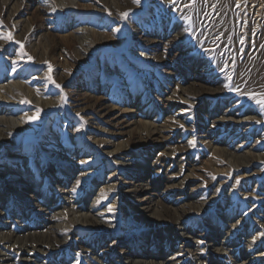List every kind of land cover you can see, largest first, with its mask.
I'll return each instance as SVG.
<instances>
[{
	"label": "rangeland",
	"instance_id": "1",
	"mask_svg": "<svg viewBox=\"0 0 264 264\" xmlns=\"http://www.w3.org/2000/svg\"><path fill=\"white\" fill-rule=\"evenodd\" d=\"M9 33L0 264H264V0H0Z\"/></svg>",
	"mask_w": 264,
	"mask_h": 264
},
{
	"label": "bare ground",
	"instance_id": "2",
	"mask_svg": "<svg viewBox=\"0 0 264 264\" xmlns=\"http://www.w3.org/2000/svg\"><path fill=\"white\" fill-rule=\"evenodd\" d=\"M64 1L65 0H60V2L61 3H64ZM9 3H10V1H8ZM7 3V2H6ZM9 3H7V4H9ZM5 4V3H4ZM7 7V6H6ZM69 7V6H68ZM68 7H67V9H68ZM17 10V9H16ZM64 12L66 11V10H63ZM16 12V11H15ZM27 25V24H26ZM79 28H81V26H79ZM77 29L76 30V32L78 33L77 35H79V33L81 34V36L79 37V36H77V40L80 42V39H81V42H80V44L79 45H77L78 47V49H79V52L80 53H86L87 51V48L88 47H84L83 45H84V43H83V45L81 44L82 43V41L84 40V38H85V35H87V34H89V33H86L85 32V28H81L82 29V31L80 30V29ZM90 31V30H89ZM100 34V33H99ZM98 34V35H99ZM40 36H42V34L40 35ZM40 36H39V38H40ZM70 36V35H69ZM43 38V37H42ZM72 39V38H71ZM74 39V38H73ZM86 39V38H85ZM89 39H91V38H89ZM102 39H104V37H102ZM42 40V39H41ZM88 40V39H87ZM73 41V40H72ZM71 41V42H72ZM91 41H92V39H91ZM70 42V41H69ZM75 42V41H74ZM84 42V41H83ZM73 43V42H72ZM74 44V43H73ZM87 44V43H86ZM76 45V44H75ZM94 46V45H93ZM51 48V47H50ZM89 50V49H88ZM42 52V51H41ZM139 53V52H138ZM80 55V54H79ZM145 55V54H144ZM46 56V55H45ZM48 56V55H47ZM82 56V55H81ZM149 57V56H148ZM150 58V57H149ZM151 59V58H150ZM18 85H20L19 87H21L22 85H21V83L20 84H18L17 82H10L9 81V85L8 86H6V87H9V89L10 90H12L13 89V87L14 86H18ZM6 87H4L3 85L1 86L0 85V101H2V100H9V101H11V100H15L16 98L15 97H13L12 95H10V91H9V93H5L4 94V92H6L5 90H6ZM23 88V87H22ZM23 90V89H22ZM4 91V92H3ZM24 91V90H23ZM26 91L28 92V94H32L33 93V91H31L30 89H26ZM25 92V91H24ZM39 95V94H38ZM37 94H36V96H35V99L38 101L39 100V96H38ZM31 96V95H30ZM83 108V107H82ZM10 112H12V110H9V112H7L6 114H3V117L2 116H0V123L2 122V124H4V126H7L6 124H9L10 122H12L13 124L14 123H16V126L18 125L21 129H25V127H24V124H23V120L21 119V118H18V119H13L12 117V114L10 113ZM7 116H11V117H7ZM225 118H222V120H224ZM243 121V120H242ZM144 124V123H143ZM145 124H147L146 122H145ZM12 125V124H11ZM135 125H136V123H135ZM137 126V125H136ZM148 126H149V124H148ZM148 126H146V127H148ZM9 128V127H8ZM11 128V127H10ZM138 128V127H137ZM142 128V127H141ZM144 128H145V126H144ZM143 129V128H142ZM238 129V128H237ZM3 131V130H2ZM148 132L150 131V130H147ZM153 132V131H152ZM154 133V132H153ZM128 143V142H127ZM126 143V144H127ZM120 145H122V144H120ZM123 146V145H122ZM121 147V146H120ZM120 147H118L116 150H114V151H112V153L113 154H116V153H119V148ZM123 147H125V146H123ZM122 148V147H121ZM126 148V147H125ZM222 152H223V154L225 155V156H229L231 159H232V157H234L235 158V154H234V152H230V150H227V148H226V150L224 149H222ZM247 154V153H246ZM237 157V156H236ZM67 158V157H66ZM84 158H86V156L84 155ZM246 158V157H245ZM230 159V160H231ZM236 159V158H235ZM24 179V178H23ZM107 181H109V179L111 180V178L108 176L107 177ZM29 179H27V181H28ZM26 181V180H25ZM108 183V182H107ZM115 187V184H113V183H108V185H107V188H108V192H111V191H113V188ZM139 188H142V186H138V187H135V185L134 184H132V185H130L129 187H127L126 189H128L127 191H131V193H133L132 195H133V197L135 198L136 197V192H138V189ZM99 198V193L98 194H96V197L93 199V201L92 202H95L97 199ZM136 205H134V207L137 209V210H140L141 212H149L150 210H151V212H152V210H153V216L154 215H156V216H158V217H161V214L162 213H158L159 211L156 209V208H150V206H148V207H145L144 206V204L143 203H141V201H143V199H138V198H136ZM71 204V208H70V212H71V214L72 215H70L71 216V218L74 220V219H79V218H81V217H87V214L86 213H80L82 210L80 209V210H76V209H74V207L72 206V204H74V203H70ZM141 204H143V205H141ZM69 207V206H68ZM107 209H109V208H107ZM157 212V213H156ZM174 214H175V211H174ZM177 214V213H176ZM178 215V214H177ZM179 216V215H178ZM182 216V215H181ZM162 220V219H161ZM176 220H180V219H176ZM104 221V220H103ZM236 227L237 226H234V228H233V230H232V232L234 233V231L236 230ZM187 234H186V237H189V232L187 231L186 232ZM171 236V235H170ZM56 237V236H55ZM12 237H10V236H5V237H3V239H6L7 240V242H11V241H13L12 239H11ZM171 238H174V239H178L179 237H178V235H176L175 233H173L172 234V237ZM190 238H192V236H190ZM255 239V238H254ZM56 240H54L53 239V241H50V247H54L55 246V244H53V242H55ZM255 243V242H254ZM251 244L249 243V245H248V248H251V246H250ZM199 246L198 245H196V248L197 249H199L198 248ZM25 251V250H24ZM38 251H40V252H42V251H44V250H38ZM179 252H181V249H179L178 250ZM259 251V250H258ZM264 253V252H263ZM128 259V258H127ZM130 261H134V260H130ZM252 262V260H248L247 262H245V263H243V264H250ZM133 263H135V264H155V263H152V262H149V261H147V262H144V261H141V260H136V261H134ZM197 264H201V262H197Z\"/></svg>",
	"mask_w": 264,
	"mask_h": 264
},
{
	"label": "snow or ice",
	"instance_id": "3",
	"mask_svg": "<svg viewBox=\"0 0 264 264\" xmlns=\"http://www.w3.org/2000/svg\"><path fill=\"white\" fill-rule=\"evenodd\" d=\"M133 3H135V4H139V3H140V0H133ZM121 15H122L123 18H126V17H127V13H122ZM0 38H3V39H5V40H12V36H11L10 33L7 34L6 36H0ZM17 43H19V42H17ZM29 59H31V57H29ZM49 79H51L50 76H49ZM53 83H55V81H53ZM57 87H59V85H57ZM225 87H228V86L225 85ZM232 90H233V91H236V89H232ZM25 102H27V101H25ZM257 102H258V103H264V100H259V101H257ZM36 118H38V117H31L30 119H36ZM181 127H183V126L181 125ZM189 143L191 144V143H193V142L190 141ZM81 163H85V162H84V161H81ZM77 183H79V181H78ZM73 191H75V189H73ZM112 210H113V209L109 208V211H112ZM237 223H239V221H238Z\"/></svg>",
	"mask_w": 264,
	"mask_h": 264
}]
</instances>
